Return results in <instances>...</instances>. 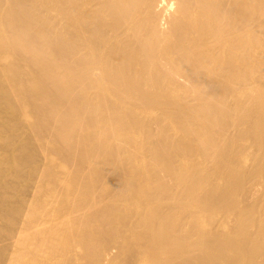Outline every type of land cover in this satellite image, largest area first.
Masks as SVG:
<instances>
[{"label": "bare ground", "instance_id": "6f19581e", "mask_svg": "<svg viewBox=\"0 0 264 264\" xmlns=\"http://www.w3.org/2000/svg\"><path fill=\"white\" fill-rule=\"evenodd\" d=\"M0 264H264V0H0Z\"/></svg>", "mask_w": 264, "mask_h": 264}]
</instances>
